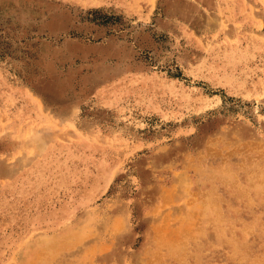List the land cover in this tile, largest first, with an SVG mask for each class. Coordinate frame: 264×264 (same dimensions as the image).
<instances>
[{
  "label": "rangeland",
  "instance_id": "1",
  "mask_svg": "<svg viewBox=\"0 0 264 264\" xmlns=\"http://www.w3.org/2000/svg\"><path fill=\"white\" fill-rule=\"evenodd\" d=\"M0 264H264V0H0Z\"/></svg>",
  "mask_w": 264,
  "mask_h": 264
}]
</instances>
